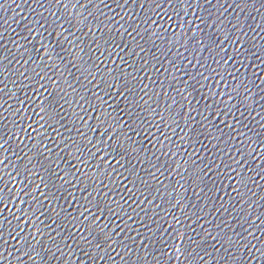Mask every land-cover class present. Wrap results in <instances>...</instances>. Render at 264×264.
I'll return each mask as SVG.
<instances>
[{
	"label": "water",
	"instance_id": "95a60500",
	"mask_svg": "<svg viewBox=\"0 0 264 264\" xmlns=\"http://www.w3.org/2000/svg\"><path fill=\"white\" fill-rule=\"evenodd\" d=\"M0 264H264V0H0Z\"/></svg>",
	"mask_w": 264,
	"mask_h": 264
}]
</instances>
